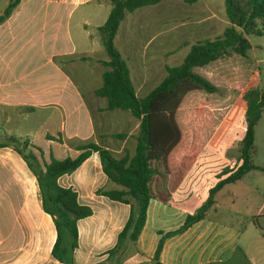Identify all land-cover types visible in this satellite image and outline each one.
<instances>
[{
	"label": "crops",
	"instance_id": "0c3cea01",
	"mask_svg": "<svg viewBox=\"0 0 264 264\" xmlns=\"http://www.w3.org/2000/svg\"><path fill=\"white\" fill-rule=\"evenodd\" d=\"M160 1L147 6H156ZM196 1L189 4L169 0L171 14L158 17L159 30L147 29L146 25L134 31L123 28L127 14L147 6L126 13L120 22L114 44L127 64L137 96L148 94L163 80L166 66H177L183 61L191 45L201 41L196 40L198 34L220 27H224V31L229 25L225 8L223 14L220 10L219 13L205 1L203 11L208 14L195 20L199 27L183 31L191 41L183 40L179 28L186 22H179L174 12L182 8L181 2L193 5ZM8 2L0 0V14ZM110 8L109 0H19L10 16L0 24V134L17 133L18 127L27 126L29 131L20 130L19 135L32 134L33 139L29 141L41 149L46 161L50 155L57 159L74 158L79 154L75 145L87 141L108 148L116 157L123 155L124 149L131 155L134 153L139 119L125 116L129 123L126 130H111V119H119L110 115L116 109H106V99L94 93L101 86L106 69L101 61L108 59L97 28L105 22ZM157 37H160L159 43L150 47ZM185 46L186 54L180 55ZM79 66L89 69L90 73L99 70L97 85H91L88 75H84L89 98L68 71ZM175 119L181 137L169 152L165 165L161 161L152 162L161 174L149 182L152 197L135 242L127 241L122 248L109 253L128 219L130 207L95 193L100 188L120 189L108 181L96 152L73 172L58 178L60 186L70 187L77 193L78 202L92 210L91 215L77 221V247L72 254V264H154L155 261L161 264H264V254L258 258L264 251L263 229L261 234L248 232L251 227L258 228L255 222L240 228L210 214L231 212L218 197L232 195L236 200L238 196L233 188H246L245 178H253L252 171L241 181L224 185L216 192L215 202L206 215L177 232L187 216L196 213L206 202L210 188L219 180L217 173L229 164L225 151H228L230 136L225 133L221 142L215 144L222 126L213 133L208 128L205 131L190 126L183 128L177 111ZM0 161L5 166V159ZM252 190L259 191L257 186ZM5 192V179L2 182L0 175V254L3 255L0 264L5 261ZM234 213L240 212L235 210ZM58 263L53 258L48 264Z\"/></svg>",
	"mask_w": 264,
	"mask_h": 264
},
{
	"label": "trees",
	"instance_id": "16d2710c",
	"mask_svg": "<svg viewBox=\"0 0 264 264\" xmlns=\"http://www.w3.org/2000/svg\"><path fill=\"white\" fill-rule=\"evenodd\" d=\"M159 1L109 0L110 12L105 22L97 28L108 59L101 61L106 69L102 73V84L94 93L106 99V109L127 110L139 119L136 146L132 155L128 149H124L123 155L116 157L108 148L94 141H87L75 145L79 154L74 158L57 159L50 155L46 161L41 149L34 144L33 148L38 154L32 150L24 152L29 147L28 139L9 133L0 134V148H12L36 179L41 208L52 217L56 230L50 254L58 264H72V254L77 247V221L92 213L88 205L78 202L74 190L59 185L58 178L73 172L91 153L96 152L108 181L120 186V189L100 188L95 193L130 207L128 219L109 253L119 250L127 241L135 242L144 226L147 206L152 197L149 182L154 176L161 174L152 162L161 161L165 165L169 152L180 140L175 114L184 96L196 90L207 93L220 91L214 83L194 69L232 53L247 57V51L251 47L248 36L264 34V0H222L229 21L222 35L192 44L179 65L166 66L167 74L155 88L144 96H137L127 64L114 44V37L126 13ZM183 1L191 4L196 0ZM18 3L19 0H9L0 14V24L10 16ZM263 107L264 89L249 83L240 91L219 132L222 135L238 114H243L245 130L239 143L238 158L233 164L221 168L217 173L219 180L210 188L206 202L196 213L187 216L177 232L204 217L215 202L216 192L224 185L241 181L251 171L264 172V166L255 164L253 160L255 126L261 118ZM223 175L226 176L221 178ZM62 244L64 248L60 252ZM154 264L161 263L155 261Z\"/></svg>",
	"mask_w": 264,
	"mask_h": 264
},
{
	"label": "rangeland",
	"instance_id": "374dc122",
	"mask_svg": "<svg viewBox=\"0 0 264 264\" xmlns=\"http://www.w3.org/2000/svg\"><path fill=\"white\" fill-rule=\"evenodd\" d=\"M168 1L161 0L156 6H147L139 12L127 14L123 28L134 31L138 26L146 25L147 29L152 27V29L159 30L158 17L171 14L168 10ZM205 1L210 6L215 7V11L219 12L220 10L222 14L224 13V3L222 0H197L193 5L181 2L183 3L182 8L174 13L175 18L179 22H182L180 20L186 22L184 26L179 28L183 40L191 41V38L183 34V31L188 27H199L195 20L200 15L206 16L208 14L203 11ZM223 28L220 27L213 32H201V35L198 34L196 40H212L220 37ZM248 39L251 47L247 51V57H241L232 53L206 66L194 69L197 73L214 83L220 91L207 93L203 90H196L187 93L177 109L178 122L183 128L185 126L197 127L200 131H205V128H208L210 132L215 133L219 127L225 125L229 109L237 101L240 91L246 85L250 83L257 88L264 89V34L260 36L250 35ZM159 40L160 37L154 39L150 47L156 46ZM194 42L192 41V43ZM186 50V46L182 47L180 55L186 54ZM68 71L76 80L83 93H85V96L89 98L84 75H88L87 77L91 85H97L99 83V70L96 69L90 73L89 69L79 66L70 68ZM110 115L119 118L118 120L112 118L113 120L111 119L110 121V129L119 132L125 131L129 126L125 116H132L129 111L121 109L113 110ZM33 126L31 130H34ZM27 129V126L18 127L19 131L11 134L27 138L29 141L30 138L33 139L32 134L27 136L19 135L20 130ZM244 130L245 119L243 114L239 113L228 130L223 135H219L220 137L216 136L214 139V143L216 144L221 142V136H224L225 133L230 136L228 151H225L227 153L225 156L230 159L228 165L236 162L238 158L239 143L243 137ZM202 136L204 138V133ZM202 136L198 135V138L202 139ZM39 144L43 146L42 143ZM254 146V163L264 166V107L261 118L255 126ZM28 150H32V152L34 151L38 154V151L33 148V142L29 143V147L24 149V152L27 153ZM0 159H5L6 162L5 166H2L0 161L1 181L3 182L4 178L6 184L5 213L7 228L5 261L2 264H34L35 262L33 261H36L38 264H48L53 259L50 255V249L56 238V230L52 217L46 215L41 209L36 180L28 170L25 162L12 148L5 147L0 149ZM3 170L4 173H2ZM252 173H254L252 174L254 175L253 178H245L246 188H243V186L233 188L237 192L238 198L236 200L232 195L218 197L226 208L230 207L231 212L228 214H215L211 212L210 214L215 218H221L240 228L248 227L249 223L255 222L258 228L250 226V230L248 229L247 231H257L261 234V229H263L262 233H264V172L252 171ZM254 186H257L259 191L252 190ZM250 189L252 190L251 193H249ZM0 209L2 210V205H0ZM235 210L240 213L235 214ZM261 245L264 247L263 242ZM63 248L64 245L62 244L60 252L63 251ZM263 254L264 251L260 252L258 258ZM2 257L3 255L0 254V260ZM259 263H261V260Z\"/></svg>",
	"mask_w": 264,
	"mask_h": 264
}]
</instances>
